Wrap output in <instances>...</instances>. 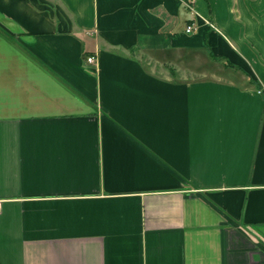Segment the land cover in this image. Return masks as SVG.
Returning a JSON list of instances; mask_svg holds the SVG:
<instances>
[{
    "label": "crops",
    "instance_id": "crops-1",
    "mask_svg": "<svg viewBox=\"0 0 264 264\" xmlns=\"http://www.w3.org/2000/svg\"><path fill=\"white\" fill-rule=\"evenodd\" d=\"M0 205V264H264V0H0Z\"/></svg>",
    "mask_w": 264,
    "mask_h": 264
},
{
    "label": "built area",
    "instance_id": "built-area-1",
    "mask_svg": "<svg viewBox=\"0 0 264 264\" xmlns=\"http://www.w3.org/2000/svg\"><path fill=\"white\" fill-rule=\"evenodd\" d=\"M193 29H194V26L192 24L187 26L188 32H191ZM87 59H88V62L94 63V62H96L97 58H96V55H90V56H88ZM0 210H1V205H0Z\"/></svg>",
    "mask_w": 264,
    "mask_h": 264
}]
</instances>
